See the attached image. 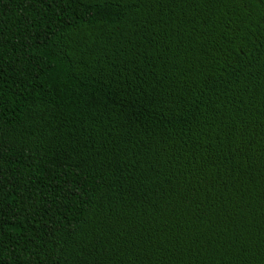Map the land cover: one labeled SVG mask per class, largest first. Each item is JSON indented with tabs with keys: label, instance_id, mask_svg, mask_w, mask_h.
<instances>
[{
	"label": "trees",
	"instance_id": "1",
	"mask_svg": "<svg viewBox=\"0 0 264 264\" xmlns=\"http://www.w3.org/2000/svg\"><path fill=\"white\" fill-rule=\"evenodd\" d=\"M0 264H264V0H0Z\"/></svg>",
	"mask_w": 264,
	"mask_h": 264
}]
</instances>
